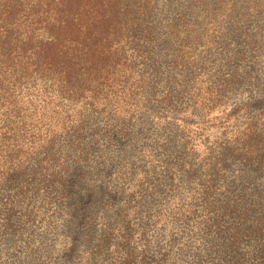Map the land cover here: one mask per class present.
I'll use <instances>...</instances> for the list:
<instances>
[{
    "label": "rangeland",
    "instance_id": "1",
    "mask_svg": "<svg viewBox=\"0 0 264 264\" xmlns=\"http://www.w3.org/2000/svg\"><path fill=\"white\" fill-rule=\"evenodd\" d=\"M121 3L142 27L62 84L65 41L0 31V264L263 263L264 0Z\"/></svg>",
    "mask_w": 264,
    "mask_h": 264
},
{
    "label": "trees",
    "instance_id": "2",
    "mask_svg": "<svg viewBox=\"0 0 264 264\" xmlns=\"http://www.w3.org/2000/svg\"><path fill=\"white\" fill-rule=\"evenodd\" d=\"M2 1L0 31H4L5 34V40L2 43V47L5 49L3 59L10 58L19 42L22 46L25 45L23 53H27V50H31L28 45L33 43L31 40L35 38V32L43 29V34H45L44 30L46 31V36L44 35L46 42L65 41L69 52L65 46L63 50L58 51L51 50L49 47L47 49L40 47L36 52L38 55L35 57H38L41 53V61H39L40 58L36 61L32 58L35 61L33 68L36 73L53 74L54 76L50 75V80L61 84L70 81L76 73H78V76L85 73L91 74L90 70L83 66V64L88 66L89 62L86 61L82 64L77 60L76 54L79 49L86 47L87 44L92 45V48H99L97 57L99 67L102 70L110 69L111 65L107 64L105 58L110 51L104 43L110 38L128 36L130 31H137L143 25V12L131 7V4L121 3L131 0ZM21 16L34 24L36 30L34 31L32 25H30L31 31H28L25 38H22V34H20L14 39V28L20 29L19 19ZM254 134L249 131V136H251L249 138L253 139ZM211 189V184H208L205 193H210ZM236 206L237 204L230 209L229 213L235 212ZM254 232L259 233L260 231L256 228ZM219 236H222V233ZM232 246L234 244L230 243L227 249L232 248L235 250ZM262 255L263 263L261 264H264V249Z\"/></svg>",
    "mask_w": 264,
    "mask_h": 264
}]
</instances>
